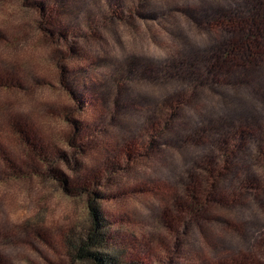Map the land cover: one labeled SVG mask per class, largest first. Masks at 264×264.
Instances as JSON below:
<instances>
[{
    "label": "rangeland",
    "instance_id": "1",
    "mask_svg": "<svg viewBox=\"0 0 264 264\" xmlns=\"http://www.w3.org/2000/svg\"><path fill=\"white\" fill-rule=\"evenodd\" d=\"M254 2L0 0L5 264H90L68 250L88 195L59 172L96 176L126 260L264 264V53L240 44Z\"/></svg>",
    "mask_w": 264,
    "mask_h": 264
},
{
    "label": "trees",
    "instance_id": "2",
    "mask_svg": "<svg viewBox=\"0 0 264 264\" xmlns=\"http://www.w3.org/2000/svg\"><path fill=\"white\" fill-rule=\"evenodd\" d=\"M253 5L254 6L248 11L252 19L247 21V24L245 25L241 22L242 26L240 28V31L243 34L241 36L240 44L249 48V50H244L242 53L245 58H252V60L256 57L260 58L264 53V41H262L264 40V13L262 17L257 13L258 11L262 12L264 9V2L257 0ZM231 19L232 17L227 16L225 21L234 23L235 20ZM229 52L230 51H228V53ZM8 79L9 78L5 79L4 76H1L0 74V89H10L11 86H13V83ZM78 126L79 122H76V130L79 131L80 127L78 128ZM41 159L45 161L47 165H50L49 159L43 157ZM210 172L213 173V170H210ZM57 177L61 181L63 187L70 193L80 191L81 194L86 193L88 195L87 205L90 213V224L87 227L85 234L79 237L78 241L73 244V248H68L74 258L89 262L90 264H147L140 259L126 260L123 258V252H121L120 248H117L118 245L116 244L115 236L110 231V225L97 205V201L101 200L104 196L100 190H97L94 187V182L97 183L96 176H93L92 178L86 177L85 182L80 181L78 186L73 188L70 187L68 180L62 173H57ZM80 192H78V194ZM204 194L205 192L202 193V195ZM198 209L196 203H194L191 211L196 212ZM0 264H5L2 260L1 253Z\"/></svg>",
    "mask_w": 264,
    "mask_h": 264
}]
</instances>
